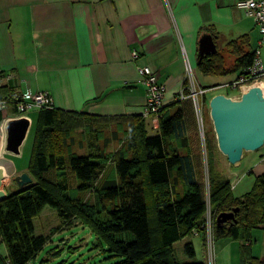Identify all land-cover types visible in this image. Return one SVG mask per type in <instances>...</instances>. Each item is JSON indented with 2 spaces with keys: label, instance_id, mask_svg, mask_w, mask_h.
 I'll return each mask as SVG.
<instances>
[{
  "label": "trees",
  "instance_id": "obj_1",
  "mask_svg": "<svg viewBox=\"0 0 264 264\" xmlns=\"http://www.w3.org/2000/svg\"><path fill=\"white\" fill-rule=\"evenodd\" d=\"M228 45L237 58L234 69L225 70L217 52L197 65L203 76L222 77L251 64L252 51L243 53L236 42ZM175 106L172 114L162 108L154 135H149L142 118L123 120L129 134L125 148L113 158L102 152L81 156L55 152L53 141L62 123L60 116L93 117L53 106L39 109L27 172L32 183L22 189L9 187L0 201V240L7 252L6 258L0 255V264H31L45 244L44 237L35 235L33 220L46 207L56 212L62 226L76 225L77 219L79 225L89 227L110 257L118 260L113 264H207L195 261L191 242L183 247L186 262L177 259L174 249L175 243L191 235L199 236L202 247H206L207 207L213 220V241H244L249 239L250 229L264 231V173L255 177L249 192L237 198L229 179L209 165L208 196L194 144L196 133L190 134L191 130L197 132L192 103L176 100ZM206 147L210 150L208 144ZM107 162L112 164L111 178H103ZM87 193L92 200L83 197ZM234 208H238L235 222L217 227L214 218ZM71 220L72 224H63ZM239 251L241 264H245V257L249 264H264V255L249 256L248 244H240Z\"/></svg>",
  "mask_w": 264,
  "mask_h": 264
},
{
  "label": "crops",
  "instance_id": "obj_2",
  "mask_svg": "<svg viewBox=\"0 0 264 264\" xmlns=\"http://www.w3.org/2000/svg\"><path fill=\"white\" fill-rule=\"evenodd\" d=\"M237 1L0 0V98L25 90L47 93L57 110L121 122L139 117L147 130L154 131L158 122L143 116L147 98L138 68L146 66L153 72L165 89V113L172 114L180 90L188 84L185 65L192 68L198 86L196 73L205 77L196 63L202 34L214 37L227 71L237 64L230 42H236L243 53L255 47L254 22L236 9ZM260 59L264 68V44ZM238 73L222 77L233 76L231 82ZM16 118L12 106L0 109L4 146V124ZM257 153L252 156L257 157L256 171L248 162L241 175L232 169L224 175L234 197H243L255 177L264 173V152ZM18 156L2 155L8 172L0 187L4 197L5 182L22 173L15 167ZM244 243L251 247L248 239ZM0 255L6 258V248L2 253L0 249Z\"/></svg>",
  "mask_w": 264,
  "mask_h": 264
},
{
  "label": "rangeland",
  "instance_id": "obj_3",
  "mask_svg": "<svg viewBox=\"0 0 264 264\" xmlns=\"http://www.w3.org/2000/svg\"><path fill=\"white\" fill-rule=\"evenodd\" d=\"M232 77L233 76L221 78L202 77V79H200L201 76L196 73L197 82L201 87H210L212 85L228 83ZM217 94L228 95L233 99H238L241 96L237 90L228 92L218 89L208 92L206 95V107L203 112V136L200 135V129H198L199 127L196 121H193L194 129L196 128L195 130L197 132L191 130L192 132L190 134L195 135L196 133L194 144L198 149V152L196 153L200 159L204 186L207 195L209 165H211L214 172H217L223 177L230 169L236 172V175L239 176L241 175L240 173H242V171H244L247 167L248 162H250V167L253 166V170L256 171L255 167L257 165V157L252 156L258 154L257 152H264L263 146L256 152L245 153V157L242 159L241 165L238 168H233L228 165L226 158L217 150L215 135L208 115L209 100ZM28 115L32 120V126L23 142L20 156L14 159L15 167L22 170V173H27L29 171L39 113L38 111H31ZM60 121L62 123L57 126L53 141V150L55 152L75 153L80 156L86 154H98L99 152H102L107 158H113L117 151L125 148L127 139L126 135L129 134L127 132L129 131L128 125L125 124V122L121 123L119 120L96 118L84 119L72 115L60 116ZM154 134V131L149 132V135ZM207 144L210 146V150H207ZM183 152H185V150L180 149V153ZM105 167L103 178H111L112 164L107 162ZM68 176L70 175L68 174L67 178ZM11 186H14L11 179L5 182V188H9ZM71 188H73V184ZM83 197L87 200L93 199L92 195L89 193L85 194ZM70 223L72 224L73 221H66L63 224ZM73 224L76 225L62 226L56 212L51 208L46 207L42 214L33 220L34 233L36 236L44 237L45 244L31 261V264H113L118 261L117 259L110 257L109 253L106 252V247L103 242L89 227L82 224L79 225L77 219H74ZM248 240L251 243L249 256L253 258H261L264 255L263 231L258 228L250 229ZM244 241L242 242L244 243ZM188 242L193 244L196 254L195 261L203 262L204 260L205 263L210 264L208 248L202 247L201 239L197 235H191L190 237L182 239L174 244L177 259L182 263L188 261L183 253V247ZM242 242H236L225 238L215 239L213 241L212 249L214 257L213 263L241 264L239 247ZM223 246V251L218 253V249ZM0 249L1 253L3 250L5 251L3 243H0ZM249 260L250 259L245 257V264H249Z\"/></svg>",
  "mask_w": 264,
  "mask_h": 264
},
{
  "label": "water",
  "instance_id": "obj_4",
  "mask_svg": "<svg viewBox=\"0 0 264 264\" xmlns=\"http://www.w3.org/2000/svg\"><path fill=\"white\" fill-rule=\"evenodd\" d=\"M217 53L214 37L204 33L197 43L196 63ZM208 115L215 135L217 150L226 158L228 164L238 168L245 153L256 152L264 146V96L254 89L243 93L238 99L226 97L223 94L213 96L208 103ZM30 121L25 118L8 120L4 124V152L13 156L20 154ZM4 180V171L0 167V187ZM14 187L22 189L32 183L27 173H21L11 178ZM10 191V189L8 188ZM0 189V201L4 199ZM238 208L230 212L220 213L215 218V225L220 227L225 223L231 226L235 222Z\"/></svg>",
  "mask_w": 264,
  "mask_h": 264
},
{
  "label": "built area",
  "instance_id": "obj_5",
  "mask_svg": "<svg viewBox=\"0 0 264 264\" xmlns=\"http://www.w3.org/2000/svg\"><path fill=\"white\" fill-rule=\"evenodd\" d=\"M236 9L242 12L246 17L251 18L257 33L255 47L252 50L253 57L251 64L241 70L235 80L217 84L210 87H200L193 80V71L189 64L185 65V75L188 84L184 86L176 100H190L193 106L195 119L200 129V135L203 136V112L206 106V95L208 92L215 90L223 91H239L240 94L249 93L254 89L261 91L264 96V68L260 59V48L264 44V0H239L235 4ZM135 57V54H133ZM138 80L146 89V104L143 116H152L156 121L161 115L163 108L164 87L157 83L156 77L149 67L143 66L137 70ZM2 80L0 78V88ZM260 87V88H258ZM229 97L228 95H224ZM231 98V97H230ZM12 106L19 118L25 117L26 113L33 109L51 108L53 106L52 99L47 93H32L25 90L23 93L10 92L8 95L0 99V109ZM28 119V118H27ZM29 120V119H28ZM215 219V218H214ZM204 234L206 238V247L208 248L210 264L213 263V232H212V215L210 208L207 207L205 215Z\"/></svg>",
  "mask_w": 264,
  "mask_h": 264
},
{
  "label": "bare ground",
  "instance_id": "obj_6",
  "mask_svg": "<svg viewBox=\"0 0 264 264\" xmlns=\"http://www.w3.org/2000/svg\"><path fill=\"white\" fill-rule=\"evenodd\" d=\"M260 88V87H258ZM3 148H4V139H3V132H2V128H0V167L3 169L4 171V176H7L8 175V172H7V167H5V160L4 158L2 157L3 155ZM12 174V173H11Z\"/></svg>",
  "mask_w": 264,
  "mask_h": 264
},
{
  "label": "flooded vegetation",
  "instance_id": "obj_7",
  "mask_svg": "<svg viewBox=\"0 0 264 264\" xmlns=\"http://www.w3.org/2000/svg\"><path fill=\"white\" fill-rule=\"evenodd\" d=\"M225 224H228L229 225V223H225ZM224 225V224H223ZM230 226V225H229Z\"/></svg>",
  "mask_w": 264,
  "mask_h": 264
}]
</instances>
